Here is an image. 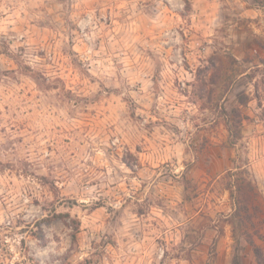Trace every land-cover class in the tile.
I'll list each match as a JSON object with an SVG mask.
<instances>
[{
    "label": "rangeland",
    "instance_id": "obj_1",
    "mask_svg": "<svg viewBox=\"0 0 264 264\" xmlns=\"http://www.w3.org/2000/svg\"><path fill=\"white\" fill-rule=\"evenodd\" d=\"M236 167L257 264L264 0H0V264H232Z\"/></svg>",
    "mask_w": 264,
    "mask_h": 264
},
{
    "label": "trees",
    "instance_id": "obj_2",
    "mask_svg": "<svg viewBox=\"0 0 264 264\" xmlns=\"http://www.w3.org/2000/svg\"><path fill=\"white\" fill-rule=\"evenodd\" d=\"M236 170L237 171L232 173V175L234 177L235 176L237 177L228 186V190L230 191V197L235 205V212L233 214L234 221L232 222V227H233V237L235 238L236 241V247H235V255L233 257L232 264H240L241 241L237 238L238 232L247 230L249 227L248 222L245 221V218L242 216V214L244 213L245 215H250L249 214L250 204L251 206L253 205L252 208H254V210L256 211L260 208V204L258 200H256V198L258 199L259 197L257 191L254 190L256 192V193L254 192L255 193L254 198L253 196L251 197V195L248 193V190H251L253 187L252 182L247 181V179L242 177L245 174L243 170H240L239 167H236ZM255 203L258 204L254 205ZM237 217H239V220H237ZM246 242L252 247L257 260V264H264V250L260 246H257V244L253 239L249 238L246 240Z\"/></svg>",
    "mask_w": 264,
    "mask_h": 264
}]
</instances>
